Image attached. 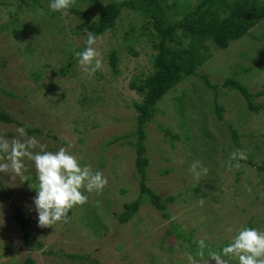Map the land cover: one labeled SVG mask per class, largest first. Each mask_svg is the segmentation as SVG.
Masks as SVG:
<instances>
[{
  "label": "rangeland",
  "instance_id": "374dc122",
  "mask_svg": "<svg viewBox=\"0 0 264 264\" xmlns=\"http://www.w3.org/2000/svg\"><path fill=\"white\" fill-rule=\"evenodd\" d=\"M113 1L78 0L65 14L52 11L50 0H0V112L8 119L0 122V137L24 140L17 131L24 128L46 151L63 147L81 167L108 180L102 192L82 189L88 201L71 209L67 222L40 228L34 162L24 159L22 177L0 173V264L26 258L34 264H188L186 254L196 256L201 238L207 237L205 248L215 249L230 244L246 225L264 232V172L241 162L239 169L228 170L236 150L226 127L237 132L247 160L264 167V96L251 99L261 107L252 113L236 91L218 88L219 122L212 92L203 83L205 78L221 85L231 77L251 94L264 87V19L223 50L205 40L209 58L158 101L143 128V182L163 209L144 198L130 220L116 221L122 206L139 194L133 104L142 95L130 84L151 74L154 52L150 20L122 9L113 29L98 35L102 69L92 76L82 71L76 53L86 48V22ZM198 1L165 4L180 19ZM197 160L208 169L199 181L189 172ZM15 215L26 221L25 229L16 225ZM173 228L197 248H189ZM25 235L33 246L24 244ZM208 252L196 257L199 264L210 261Z\"/></svg>",
  "mask_w": 264,
  "mask_h": 264
},
{
  "label": "trees",
  "instance_id": "16d2710c",
  "mask_svg": "<svg viewBox=\"0 0 264 264\" xmlns=\"http://www.w3.org/2000/svg\"><path fill=\"white\" fill-rule=\"evenodd\" d=\"M163 2L164 6H162ZM122 9L136 10L150 20L153 31L150 34L153 40L151 48L154 54L151 59V74L144 77L138 85L130 84L131 89L142 95L141 102L133 104L136 113V127L133 133L134 167L140 178L139 194L134 201L122 206V211L115 217L119 224H125L130 220L144 198H147L148 203L156 210L163 209L158 198L145 187L143 182L144 170L147 165L144 156L143 128L153 117L156 104L181 80L194 76L196 70L209 58L207 47L204 44L205 40L211 43L215 49L223 50L229 42L237 41L247 35L250 29L264 19V0H199L189 11H184L180 19L174 18V13L169 11L170 7L165 4V0H115L102 7L96 20L87 21L86 27L91 33L97 36L102 35L113 29L114 22ZM109 59L110 67L113 68L114 56L110 55ZM203 83L212 92L211 108L219 122L222 120L220 117L222 109L217 104L218 88L236 91L244 101L247 111L257 113L261 109L259 105H254L251 99L263 97L264 87L251 94L245 85L231 77L225 78L221 85H211L205 78ZM7 121L6 115L0 112V122ZM226 127L233 148L239 150L237 132L230 126ZM239 162L255 167L259 172H264L263 166H256L249 160ZM162 216L167 217L165 213ZM13 220L18 227L25 229L26 221L21 215H15ZM244 228L250 227L246 225ZM172 231L177 237L184 240L189 248H197V245L176 231L175 228ZM25 238L26 235L23 236L24 244L33 246V243L28 244ZM223 248H205L204 250L220 252ZM21 264L34 263L31 259L26 258Z\"/></svg>",
  "mask_w": 264,
  "mask_h": 264
},
{
  "label": "clouds",
  "instance_id": "9594fccd",
  "mask_svg": "<svg viewBox=\"0 0 264 264\" xmlns=\"http://www.w3.org/2000/svg\"><path fill=\"white\" fill-rule=\"evenodd\" d=\"M75 3L76 0H50L49 8L67 14ZM84 31L87 34L86 48L77 52L76 56L82 71L92 76L103 66L101 53L97 50L99 37L87 29ZM17 131L24 140L15 138L9 142L0 137V173L10 172L12 179L15 176L22 177L26 171L24 159L34 162L37 194L33 203L38 215V227L52 228L57 223L67 222L70 210L88 201V196L83 194L82 189L88 193H99L108 184L107 177L100 171L93 172L89 166L81 167L77 158L69 154L67 149L61 147L55 153L46 151L47 146L41 144L35 136L28 137L24 128ZM37 147L40 148L39 152L32 151ZM247 158L245 152L233 151L228 161V170L231 171L233 166L239 169V161ZM233 161H236L234 165ZM189 172L199 181L201 176L208 174V169L197 160L191 164ZM198 203L202 207L204 199H199ZM205 239L207 237L197 241L198 251L195 257L190 253L186 254L188 264H199L196 257L204 256ZM208 256L215 264H229V260L224 257L238 259L239 264H264V232L255 228H242L222 252L209 250Z\"/></svg>",
  "mask_w": 264,
  "mask_h": 264
}]
</instances>
